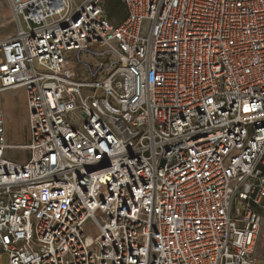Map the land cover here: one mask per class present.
I'll return each mask as SVG.
<instances>
[{"label":"built area","instance_id":"2783aa9c","mask_svg":"<svg viewBox=\"0 0 264 264\" xmlns=\"http://www.w3.org/2000/svg\"><path fill=\"white\" fill-rule=\"evenodd\" d=\"M9 1L0 264H264V0Z\"/></svg>","mask_w":264,"mask_h":264},{"label":"rangeland","instance_id":"374dc122","mask_svg":"<svg viewBox=\"0 0 264 264\" xmlns=\"http://www.w3.org/2000/svg\"><path fill=\"white\" fill-rule=\"evenodd\" d=\"M118 0H115L117 2ZM121 1V0H120ZM104 4L107 7L108 1L104 0ZM118 22V19H115ZM17 23L16 17L13 13V8L9 0H0V39H9L13 37L16 33ZM23 89H13L10 91L9 98L15 104V107L11 108L12 113H16L15 127H9L7 124V134L6 141L8 145L7 156L9 159L23 163L29 158V152L24 149V147L29 143L28 133H27V121L24 119L20 123L19 115L24 114L26 111V104L23 101ZM4 111L6 113L5 104H3ZM24 118V117H23ZM25 127V133L22 138H19V132ZM21 134V133H20ZM257 254L260 256L261 261L264 263V242L261 241L259 244ZM4 264H8V258L5 257Z\"/></svg>","mask_w":264,"mask_h":264},{"label":"crops","instance_id":"0c3cea01","mask_svg":"<svg viewBox=\"0 0 264 264\" xmlns=\"http://www.w3.org/2000/svg\"><path fill=\"white\" fill-rule=\"evenodd\" d=\"M9 95H10V91L1 93V95H0V101H1L2 109H3L4 115H5L6 128H7V124H9L10 129H11V127L13 129V127H15V123L14 122H15V118H16V113H12L11 112V108L12 107H15V104L10 100ZM22 103L26 104V99H25V93H24V91H23V101H22ZM3 104H5L6 113L4 111ZM28 115L29 114H28V109H27V104H26V111L24 112L23 115L22 114L19 115V121H20V123L22 122L23 119L25 121H27V133H28V138H29V132H28ZM24 133H25V127L22 129L21 132H19V136L18 137L19 138H22L23 135H24ZM259 244H261V241L259 242ZM259 244H258V247H257V250H256V255L259 258V260L261 261L260 256L257 254L258 248H259Z\"/></svg>","mask_w":264,"mask_h":264},{"label":"trees","instance_id":"16d2710c","mask_svg":"<svg viewBox=\"0 0 264 264\" xmlns=\"http://www.w3.org/2000/svg\"><path fill=\"white\" fill-rule=\"evenodd\" d=\"M107 1L108 5L106 7L104 4V8L107 12L109 20L116 25L121 24L126 19V9L122 0H118L117 2H115V0ZM116 18L118 19V22H115Z\"/></svg>","mask_w":264,"mask_h":264},{"label":"water","instance_id":"95a60500","mask_svg":"<svg viewBox=\"0 0 264 264\" xmlns=\"http://www.w3.org/2000/svg\"><path fill=\"white\" fill-rule=\"evenodd\" d=\"M162 165H164V161L162 162Z\"/></svg>","mask_w":264,"mask_h":264}]
</instances>
